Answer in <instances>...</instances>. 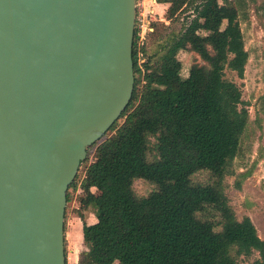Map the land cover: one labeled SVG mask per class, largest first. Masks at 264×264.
<instances>
[{
  "label": "trees",
  "instance_id": "16d2710c",
  "mask_svg": "<svg viewBox=\"0 0 264 264\" xmlns=\"http://www.w3.org/2000/svg\"><path fill=\"white\" fill-rule=\"evenodd\" d=\"M156 2L168 3V23L153 20L143 40L135 28L131 98L67 190L68 202L78 185L79 208L96 218L82 226L85 250L74 264H264V239L225 193L249 123L240 88L225 77L228 69L241 78L248 59L239 8ZM180 51L201 62L185 70ZM137 179L152 189L137 194Z\"/></svg>",
  "mask_w": 264,
  "mask_h": 264
},
{
  "label": "water",
  "instance_id": "95a60500",
  "mask_svg": "<svg viewBox=\"0 0 264 264\" xmlns=\"http://www.w3.org/2000/svg\"><path fill=\"white\" fill-rule=\"evenodd\" d=\"M135 0H0V264H66V194L133 91Z\"/></svg>",
  "mask_w": 264,
  "mask_h": 264
},
{
  "label": "rangeland",
  "instance_id": "374dc122",
  "mask_svg": "<svg viewBox=\"0 0 264 264\" xmlns=\"http://www.w3.org/2000/svg\"><path fill=\"white\" fill-rule=\"evenodd\" d=\"M222 1L227 5L238 6L244 46L248 51L243 76L239 78L234 72L226 69L225 77L238 85L243 105L249 113V123L233 160L234 174L225 177V193L236 217L241 219L245 215L249 216L259 237L264 239V0ZM172 27L178 29L180 21L174 23ZM178 57L185 70L194 59L201 62L189 51H180ZM237 181L240 182L239 188L236 186ZM133 187L137 194L144 195L153 186L145 180L137 179ZM81 193L78 185L71 188L70 200L65 205L66 264L77 262L80 252L85 250L82 226L96 219L91 207L79 208ZM254 257H257V252L243 262L251 261Z\"/></svg>",
  "mask_w": 264,
  "mask_h": 264
},
{
  "label": "built area",
  "instance_id": "2783aa9c",
  "mask_svg": "<svg viewBox=\"0 0 264 264\" xmlns=\"http://www.w3.org/2000/svg\"><path fill=\"white\" fill-rule=\"evenodd\" d=\"M156 0H135L136 18L135 28L138 30L141 40L149 31H152L151 22L155 20L150 4Z\"/></svg>",
  "mask_w": 264,
  "mask_h": 264
},
{
  "label": "crops",
  "instance_id": "0c3cea01",
  "mask_svg": "<svg viewBox=\"0 0 264 264\" xmlns=\"http://www.w3.org/2000/svg\"><path fill=\"white\" fill-rule=\"evenodd\" d=\"M168 7V3H160V2H154L150 4V8L153 11L154 18H159L162 20H165L164 15L165 11ZM166 21V20H165ZM167 22V21H166Z\"/></svg>",
  "mask_w": 264,
  "mask_h": 264
}]
</instances>
